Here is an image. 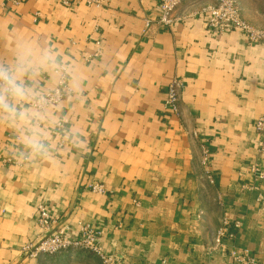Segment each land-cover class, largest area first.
<instances>
[{
	"label": "crops",
	"instance_id": "obj_1",
	"mask_svg": "<svg viewBox=\"0 0 264 264\" xmlns=\"http://www.w3.org/2000/svg\"><path fill=\"white\" fill-rule=\"evenodd\" d=\"M217 1L188 0L165 25L158 0H0V62L48 51L40 88L55 90L62 66L69 88L48 107V157L26 155L0 122V264L77 258L22 254L40 205L72 234L92 226L119 264H234L241 251L264 264V42L208 34L202 12ZM238 1L264 28V0Z\"/></svg>",
	"mask_w": 264,
	"mask_h": 264
},
{
	"label": "built area",
	"instance_id": "obj_2",
	"mask_svg": "<svg viewBox=\"0 0 264 264\" xmlns=\"http://www.w3.org/2000/svg\"><path fill=\"white\" fill-rule=\"evenodd\" d=\"M86 2L89 6L101 8L110 0H61L65 5L72 3ZM160 10V22L170 25L173 21L174 14L180 6L188 0H158ZM202 15L205 19V28L210 35H220L232 30L242 32L252 43L264 42V28L258 29L248 24L242 17L241 8L238 0H218L216 4L206 7ZM151 22L147 23L151 27ZM59 76L58 87L46 92L49 98V106L60 103L68 88V68L62 66L56 72ZM180 81L173 80L168 88L167 107L177 110L179 103ZM259 130L264 127V118L257 123ZM59 130L63 131V123L57 124ZM91 190L103 193V187L95 185ZM37 225L40 228L39 237L33 242L26 244L22 249V254L26 257L36 258L41 255L54 256L70 251L87 250L102 258L105 264H119L116 256L105 255L99 245V232L90 225L80 224L76 234H72L67 227L56 226V220L46 206L38 207ZM236 228L240 227L239 223L235 224ZM234 264H261L254 256L249 255L246 251L233 253Z\"/></svg>",
	"mask_w": 264,
	"mask_h": 264
},
{
	"label": "clouds",
	"instance_id": "obj_3",
	"mask_svg": "<svg viewBox=\"0 0 264 264\" xmlns=\"http://www.w3.org/2000/svg\"><path fill=\"white\" fill-rule=\"evenodd\" d=\"M56 62L48 51L22 46L11 62H0V122L19 132L26 155L50 156L45 124L55 120L48 111L49 98L40 88L43 71L54 73Z\"/></svg>",
	"mask_w": 264,
	"mask_h": 264
},
{
	"label": "rangeland",
	"instance_id": "obj_4",
	"mask_svg": "<svg viewBox=\"0 0 264 264\" xmlns=\"http://www.w3.org/2000/svg\"><path fill=\"white\" fill-rule=\"evenodd\" d=\"M68 253L73 254L70 255L71 257H74L75 255V258L77 257L74 260L69 259V261H74L69 262L70 264H105L100 256L95 255L87 250L70 251Z\"/></svg>",
	"mask_w": 264,
	"mask_h": 264
}]
</instances>
